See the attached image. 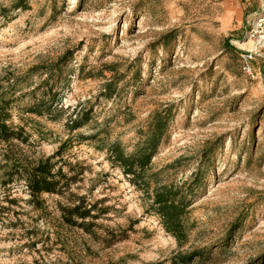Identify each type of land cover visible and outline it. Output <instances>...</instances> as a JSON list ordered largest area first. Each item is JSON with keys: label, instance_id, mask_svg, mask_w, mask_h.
<instances>
[{"label": "rangeland", "instance_id": "obj_1", "mask_svg": "<svg viewBox=\"0 0 264 264\" xmlns=\"http://www.w3.org/2000/svg\"><path fill=\"white\" fill-rule=\"evenodd\" d=\"M263 13L264 0H0L14 133L0 139V264H264V48L250 73L240 51ZM156 125L134 185L112 147L134 156ZM45 159L56 190L32 198L25 172ZM159 187L181 194V237L155 215ZM79 204L84 225L65 224Z\"/></svg>", "mask_w": 264, "mask_h": 264}, {"label": "trees", "instance_id": "obj_2", "mask_svg": "<svg viewBox=\"0 0 264 264\" xmlns=\"http://www.w3.org/2000/svg\"><path fill=\"white\" fill-rule=\"evenodd\" d=\"M54 67L57 70L55 73L60 75L61 68L59 65H55ZM111 93L109 85L105 88L104 96L106 98H110ZM36 106H38V104H34V111H37ZM2 112L3 108H1L0 113ZM88 120V116L81 113L75 120L70 122L71 127L72 129H78ZM160 129H162V126H155L156 132H160L153 134L151 138L145 142L144 148H141V150L134 156H123L116 150L115 145L112 147L111 159L118 165L124 177H132L129 181L134 185H140V172L149 165L150 160L153 157L152 154L154 153L158 140L161 137ZM12 135H14V133L11 132L10 128L5 124V114H0V139L2 141H9L10 136ZM49 161L50 159L39 161L30 169V171L25 172L27 188L32 198H37L41 194L54 193L56 190L57 185L52 177V165ZM179 195H181L179 190H173L172 188L167 187H159L153 190V206L155 215L161 221L165 231L176 238L181 237L182 235L180 217L182 216L185 207L182 203L177 202V197H179ZM91 208L92 207H89L87 209L82 204L71 208H64L61 210L62 221L69 226L82 227L84 225L83 221L86 217L90 216ZM74 217L78 218L82 222L78 224L74 220Z\"/></svg>", "mask_w": 264, "mask_h": 264}, {"label": "built area", "instance_id": "obj_3", "mask_svg": "<svg viewBox=\"0 0 264 264\" xmlns=\"http://www.w3.org/2000/svg\"><path fill=\"white\" fill-rule=\"evenodd\" d=\"M246 41L250 42L251 46L248 49L241 48L240 51L242 52L243 71L250 73L251 64L257 55H261L262 48H264V13L256 18L254 25L248 32ZM261 58L264 61V56H261ZM261 74L264 77V69Z\"/></svg>", "mask_w": 264, "mask_h": 264}, {"label": "water", "instance_id": "obj_4", "mask_svg": "<svg viewBox=\"0 0 264 264\" xmlns=\"http://www.w3.org/2000/svg\"><path fill=\"white\" fill-rule=\"evenodd\" d=\"M244 41H246V40H244Z\"/></svg>", "mask_w": 264, "mask_h": 264}]
</instances>
